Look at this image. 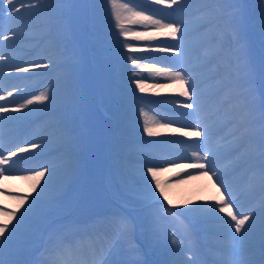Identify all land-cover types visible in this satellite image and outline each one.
Segmentation results:
<instances>
[{"label":"bare ground","instance_id":"obj_1","mask_svg":"<svg viewBox=\"0 0 264 264\" xmlns=\"http://www.w3.org/2000/svg\"><path fill=\"white\" fill-rule=\"evenodd\" d=\"M220 1L223 0H180L178 5L169 8L163 3L156 4L155 0H133L128 8L147 9L145 14L152 12L154 18L162 22L174 21L181 27L173 38L166 29L157 30L149 25L147 32L152 35L137 40L132 34H120L109 0H88L80 27L89 62L90 59L92 62L88 78L93 99L91 107L86 103L84 92L85 58L75 31L67 26V18L71 24V11L82 0H39V3L31 0L35 7H29L25 0L24 7L16 4L20 12H13L14 18L10 19L7 11L3 13L2 30L6 34L11 30L16 35L9 41L0 39V52L6 57L0 61V95L5 96L0 104L9 105L8 112L0 113V118H8L0 123V151L5 157L18 146L28 151L17 152L0 165V170L7 168L13 173L32 175L33 172L23 170L52 169L51 175L46 173L36 184L35 191L33 180L20 179L18 175L6 179L7 173L0 175V193H6L0 194V220H8L3 212L16 213L9 223V230L40 189L48 184L42 204L29 212L24 225L7 239L3 249L6 264H52L58 252L69 264H73L72 257L80 258V252H85L86 264H94L91 236L95 238L94 246L99 254L108 249L101 264H145V251L142 250V255L139 251L143 248L149 250L153 264H202L200 250L199 256L196 251V236L208 246L226 249L219 254L207 249L211 257L230 264H264V259L255 262V256L261 253L257 244L261 243L264 248V194L254 200V195L259 192L257 188L264 183V166L251 172L250 166L244 169L243 175L247 172V178L243 180L244 190L238 197L235 194L241 186L227 185L229 180L234 179L238 184L241 179L242 174L235 175L240 169L236 166L252 165L264 157L263 152L257 159L247 162L250 154L264 146V113L261 111L253 118L254 123L247 122L244 128L235 127L230 134L250 136L247 143L230 139L228 135L220 136L227 129H222L227 123L226 118L237 115L238 122L247 121L263 107L264 36L260 30H264V0H243V7L240 0ZM116 3L117 11L126 17L127 9L119 7L126 0H116ZM204 5L206 7H200ZM245 6L250 9L249 27L245 24L248 21ZM8 7L5 0L4 8ZM224 10H229L227 15ZM43 21L52 23L41 24ZM124 26L130 33L145 30L143 24H130L126 19ZM25 32L30 36L24 37ZM47 33L50 36L43 39L41 36ZM182 38L185 39L180 41ZM247 39L258 47L261 57L258 77L262 97L255 93L254 51ZM161 46L168 50H151ZM229 52L232 54L222 57ZM129 56L137 58L136 65ZM208 57L222 58L210 63ZM35 63L48 67L37 68ZM232 64L238 65L231 70ZM14 65L27 66L31 73H16L12 70ZM213 65L219 71H227L209 77L208 67ZM176 70L182 71L186 79L191 77V87L175 82L165 74ZM137 82L143 83V92L136 87ZM225 85L228 86L225 88ZM4 89L11 90L13 95L7 96ZM194 89H198L195 107H180L176 101L191 103L183 92L191 93ZM238 89H242L240 96L222 103L224 96L237 93ZM43 93L48 94L49 100L29 105L22 111L12 110ZM245 99L247 102L242 106ZM92 113L99 117L96 130L93 129ZM184 116L191 120H184ZM145 121L158 135L149 137L144 132ZM165 122H170L167 128H160L159 125ZM255 125L259 130L253 133ZM197 126L210 131L211 135L205 139L203 133L197 137L177 131L194 132ZM32 143L38 146L33 148ZM189 145L200 146L201 154L208 150L212 152V165L228 189L224 193L225 200L231 196L233 212L254 216L245 225L247 232L243 233V241L233 239L234 227L229 231L227 226L220 224L226 233L218 234L215 226L219 223L199 211L218 206L224 189L215 182L216 177L195 175L201 170L189 167L188 161L196 159ZM232 146L242 150L237 161L231 166L225 162L236 153L220 162L215 161L225 151L223 147ZM94 153L96 158L89 167L91 179L87 173L85 175L83 165L85 158ZM166 156L186 159L160 171L157 179H164L160 185L165 199L155 189V182L149 185L152 178L146 175V169ZM21 157L31 159L21 160ZM14 161H19L15 167ZM188 173L194 175L188 177ZM248 193L252 194L250 198L242 197ZM103 195H111L117 200L107 201ZM23 197L29 199L21 206L20 198ZM114 203L125 205L126 211L133 210L137 230L145 241L144 247H126V242L132 240L127 230L130 222L123 214L125 210L120 211ZM170 212L180 214L179 217L187 216L186 221L191 222L195 232L186 225L184 218L174 217ZM92 213H95L93 218ZM95 215L98 220L94 219ZM218 215L234 224L226 212ZM117 218L125 225L120 233L111 224ZM70 235L74 236L70 238ZM82 237L84 246L80 245ZM113 238H116L114 244ZM61 244L63 248H58ZM240 255H244L246 261H239Z\"/></svg>","mask_w":264,"mask_h":264},{"label":"snow or ice","instance_id":"obj_2","mask_svg":"<svg viewBox=\"0 0 264 264\" xmlns=\"http://www.w3.org/2000/svg\"><path fill=\"white\" fill-rule=\"evenodd\" d=\"M4 2L5 0H0V21L3 20V13L5 11L9 12V18L12 19L14 18L12 16L13 12H20V7H24L25 0H7V3L9 7L7 9L4 8ZM28 6L29 7H35L36 5L31 2V0H27ZM37 3H39V0H36ZM111 3L112 9H113V16L116 21V27L120 30V34L123 36H128L129 34H132L135 39L140 40L144 39L147 36H151L152 33L147 32V26L153 25L159 29H166L173 38H176V34L181 31V27L177 25L176 22L174 21H169V22H162L161 19L159 18H154V15L152 12H148V14H145L147 12V9L144 8H135L133 6L132 8H128L129 3H133V0H126L125 4L120 5V8H126L128 15L126 17H122L121 12L117 11V3L116 0H109ZM156 4H166L167 7L171 8L173 5H178L180 3V0H155ZM16 4H20V7H16ZM127 20L128 23L130 24H143L145 26L144 32H135V33H130V30L125 28L124 26V20ZM10 34H6L2 30V24H0V39L3 41H9L11 40L16 33L9 30ZM125 47H128L130 51H135L130 45H125ZM151 50L155 51H167L168 48L161 46V47H154ZM6 57L3 52H0V61L5 60ZM128 59L131 60L133 65L137 64V58H133L131 56L128 57ZM35 67H44L47 68V64L43 63H35ZM14 72L16 73H21V72H28L30 71V68L24 65H14L13 69ZM167 76H169L173 81L175 82H180L181 84H190V79L185 78V74L182 73L180 70L176 71H168L165 73ZM136 87L140 89L141 92L144 91V85L143 83L137 82ZM6 91L7 96H12L13 92L11 90L4 89ZM183 95L187 96L189 101H192L191 103H181L180 107L186 108V109H193L195 107V100L194 98L196 97V93L193 90L191 93H189L188 90H185L183 92ZM5 96L0 95V100H4ZM49 100V96L46 93H43L39 96H34L32 99H27L24 103H20L18 107L12 109L13 111H22L25 108H28L29 105H32L34 103H43L44 101ZM9 111V105L7 104H0V113L8 112ZM29 111H32V109H29ZM8 119L7 117L0 118V123L3 122V120ZM170 122H165L164 124H160V128H167V125ZM144 132L149 136H155L158 135V132L154 130L153 126H150L147 121H145L144 125ZM177 131H181L182 135H195L197 137H200L201 134L203 133L205 139H207L211 133L210 131L203 129L199 126L196 127L194 132H188V131H183L182 129H177ZM173 143H182V142H173ZM38 145L35 143H32V147L35 148ZM188 148L192 149V155L196 157L195 160H189V167L194 168V169H199L201 170L198 173H195V175H204V176H209L211 179L212 177H216V183L219 184L220 188H223L224 191L221 192L220 198L218 201V206H212V207H207L200 209L199 211L210 218L211 220L215 221L216 223L226 225L228 230L231 231V229L234 227V235L233 239L237 240V242L243 241L244 240V234L247 232V229L245 228L246 223L250 220L253 219L254 216L251 214H242L239 212L234 213L233 212V201L231 196L228 197L227 200H225V195L228 191V189L223 185V183L220 181V175L219 173L214 169L212 165V158L213 154L210 150L204 151L203 154H201L199 148L200 146H195L193 147L192 145H189ZM28 151L27 148L18 146L16 151H9L8 156L5 157L4 152L0 151V165H3L6 163L8 159L11 157H14L17 155V152L19 153H24ZM31 159V157H21V160H28ZM186 158L185 157H179V156H166V157H161L157 160L156 163L150 164L147 166L146 169V175L151 176V181H148L149 185H151L152 182H155V189L159 190L160 196H163L166 199V196L164 194V189L160 185V181L157 179L160 171H163L166 169L168 166H177L181 162H183ZM19 163V161H14L13 162V167ZM23 171H31L34 174L32 175H23V174H18V173H13L11 169H2L0 170V175H4V173H7L5 178H17V175L19 176L20 179H29L35 181V184L33 185V190L35 191V186L36 184H39L41 179L45 177V174L48 173L51 175L52 169L48 167H44L42 170H36V169H24ZM211 173V175H209ZM194 174L193 173H188V177H192ZM184 177H181L183 179ZM48 191V184L46 183L44 187L40 189V193L36 196L35 199L32 200V202L28 205V208L25 209L24 213L20 215L18 219H16L15 225H13L12 229L9 230V223L13 218L16 217L15 212L7 213L3 212L2 214L5 216H8V220H0V264H6L5 260L3 259V249L5 247L6 241L9 237H11L16 229L19 226L24 225L28 213L31 212L36 208L37 205L42 204V197L43 195ZM0 194H6V193H0ZM155 195V192L153 191V196ZM21 199V206L23 205L24 201H27L29 198L28 197H23ZM220 212H226L227 215L231 218V221L234 222L231 223L229 220L224 219V217L219 216L218 213ZM112 226L115 228L117 233H120L123 231L125 228L124 223L119 219H115L111 222ZM249 227L251 225L249 224ZM243 230V232H242ZM8 233V236L5 237V233ZM58 248H63V244L58 245ZM65 252H68V249H64ZM52 264H68V262L64 259V256L61 255L59 252L56 255V258L52 261Z\"/></svg>","mask_w":264,"mask_h":264},{"label":"rangeland","instance_id":"obj_3","mask_svg":"<svg viewBox=\"0 0 264 264\" xmlns=\"http://www.w3.org/2000/svg\"><path fill=\"white\" fill-rule=\"evenodd\" d=\"M241 1V3H242V5H243V0H240ZM222 2V1H221ZM82 3L84 4V7H86V5H85V1H82ZM86 3H87V0H86ZM78 5L77 6H75L74 7V9H73V11H72V18H73V25H72V27H73V29L75 30V31H77V30H79V21H80V18H81V16H82V13L81 12H79L78 11ZM202 7H205V5L204 6H202ZM228 11L229 10H224V12H226V13H224V14H228ZM222 14V13H221ZM44 23L45 24H50L51 23V21H44ZM249 24V22H246V25H248ZM78 28V29H77ZM49 35V33L48 34H45L44 36H48ZM82 36V34H80L79 35V37H81ZM182 41V40H181ZM78 42V41H77ZM79 43H80V45L82 44V42H80L79 41ZM83 49V48H82ZM210 70H212L213 71V69H210ZM27 73H29V72H27ZM85 87L87 88V85H85ZM88 89L89 88H87L86 90H84V92L85 93H89L88 92ZM87 96H88V94H87ZM90 100V99H89Z\"/></svg>","mask_w":264,"mask_h":264}]
</instances>
